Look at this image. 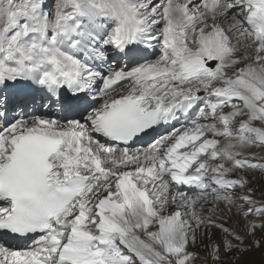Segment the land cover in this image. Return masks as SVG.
<instances>
[{
    "label": "snow or ice",
    "instance_id": "6c2138e0",
    "mask_svg": "<svg viewBox=\"0 0 264 264\" xmlns=\"http://www.w3.org/2000/svg\"><path fill=\"white\" fill-rule=\"evenodd\" d=\"M0 264H264V0H0Z\"/></svg>",
    "mask_w": 264,
    "mask_h": 264
},
{
    "label": "rangeland",
    "instance_id": "374dc122",
    "mask_svg": "<svg viewBox=\"0 0 264 264\" xmlns=\"http://www.w3.org/2000/svg\"><path fill=\"white\" fill-rule=\"evenodd\" d=\"M256 259L259 260V256L258 255H257Z\"/></svg>",
    "mask_w": 264,
    "mask_h": 264
}]
</instances>
